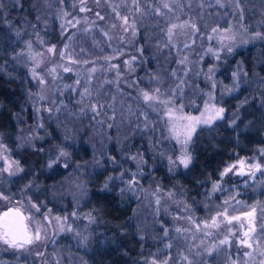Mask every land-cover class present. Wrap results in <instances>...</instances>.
<instances>
[{
    "label": "trees",
    "instance_id": "trees-1",
    "mask_svg": "<svg viewBox=\"0 0 264 264\" xmlns=\"http://www.w3.org/2000/svg\"><path fill=\"white\" fill-rule=\"evenodd\" d=\"M78 1L65 0V4L71 7V16L79 13L78 26L82 29L84 24L79 12L82 3ZM198 1L195 0L196 3ZM222 1L218 3L208 0V3L200 8V21L192 28L193 38L201 36L207 38L204 24L218 22L217 14H222L226 22L219 27L217 34L221 30L227 33L233 32L231 36L234 39L228 42L225 40L224 45L219 48V59L209 55L202 58L200 74L193 82L194 88L190 91L186 89L188 94L185 98L189 104H185L183 108L187 110L186 108H190L191 104H200L206 94H214L217 102L226 107L225 120L217 121L212 127L201 126L194 132L189 144L192 162L187 169L170 164L167 156L171 154V150L167 146L168 132L165 130V123L158 118V115L151 117L146 114V108L152 107H149L148 103L144 104L141 98L142 91L150 89L149 78L156 68L160 67L161 60L163 59V62L166 60L165 56L170 61L166 68L168 72H171L174 66L173 55L168 52V48H165L162 39L157 41L154 37H150L155 32L161 34L159 24L156 27H149L144 21L136 24L139 30L133 33L134 40L132 39L131 49L128 51L135 55L131 72H127L123 64L124 57L126 58L128 53L117 49L122 53L121 58L118 59L119 78L114 80L115 82H108L104 91L99 90L100 93L103 92L102 104L107 112H110L111 107L117 112L121 110L122 105L127 104L128 109H124H127L129 116L134 113L137 119H141V111H144L150 122L152 118L155 119L153 127L150 129L139 125L138 127L135 124L136 119L131 121L130 118L127 123V119L121 116L122 125L119 126L125 127L126 135H129L121 144V148L118 147L117 150L116 145L110 143L105 145L102 153L97 151L94 154L84 143V139L79 137L64 147L70 154L67 159L69 168L62 170L59 166L48 168L42 154L45 149H49L47 154L52 152L58 154L61 149L53 142L55 135H63L60 134L61 124L52 120V114L45 115L44 128L41 132L36 131L33 151L25 148L24 145H18L14 140L18 128L24 123L31 133L29 134H35L32 126V109L27 103L29 89L20 71L13 66L12 56L17 53L21 41L30 40L35 43L39 55L46 56L47 63L39 71L48 76V70L56 63L55 59L62 57V48L72 31L60 35L58 25L54 23L58 0H13L14 8L7 15L3 14L4 10H0V144L5 145L7 151L24 169L20 178L24 181L27 179L34 181L40 191L34 194L32 202L36 206L34 209L32 206V213L45 218L53 213L58 221L66 219L65 214L79 215L72 236L62 235L58 241L52 240L55 237L50 240L63 253L81 257L84 264H145V261L150 264L153 258L161 264L163 262L161 259L164 257L162 240L167 235V231L175 227L174 223L200 224L204 214H208L215 206L222 208L225 195H231V190L238 183L230 178V174L221 181V171L239 159L256 158L264 150V0ZM85 3L89 6L88 9L94 8L95 11L100 9L99 11L104 12L102 16L104 19H99L95 12L85 10V13L93 16L95 22L101 26L116 23V17L110 13L108 0H85ZM221 4L224 7H220ZM80 33L74 35L78 37L76 41H92L89 36L85 37L89 32L80 31ZM97 34L96 32L95 35ZM47 37L57 42L53 52H49L41 43V39L45 40ZM98 37L100 39L92 42L101 49L104 43L103 37ZM210 41L213 42L211 39ZM228 46L232 47V52L227 51ZM234 72L238 74L237 78L233 77ZM234 79H236L235 84L238 85L235 86V90L229 95H221L219 85H231ZM114 84L118 91L114 90L116 87ZM48 89L51 92L50 88ZM67 91H70V88ZM68 95L61 98L65 104L62 108L69 113L71 121L76 118L73 123L79 118L82 121L83 114L78 108L80 103H77V99H81L80 95L70 94L72 99ZM95 98L91 92L89 97L86 96L81 100L97 101L93 100ZM86 116L90 122H96L91 120V113ZM118 116L120 115L116 114L113 119L107 116L108 119L104 120L107 125L102 123L101 135L115 133L117 128L112 123ZM233 119L237 122L235 128L229 127ZM86 121L85 119L84 123ZM84 123L82 121L79 128H70L71 131L68 133L88 135V126L85 127ZM131 143L132 148H129ZM33 152L39 153L38 160L29 164L23 159L22 153L32 155ZM133 155L136 156V160L129 159ZM141 156L144 162H141ZM111 157L114 158V162ZM95 159L100 166L96 168L95 173H91L87 168L94 164ZM79 169L86 170L83 178L88 187L84 201L79 203L73 199L75 196L72 194L65 198L58 196L56 192L61 182L72 179L78 181V178H82L80 174L76 176ZM124 170H128L129 174L137 173L138 184L134 188L129 189L124 183L126 189L121 192L124 184L116 180L109 184L107 190H103V185L109 176H118ZM260 175L264 178V167ZM214 183H220L222 189L220 193L219 190L218 193L212 191ZM255 184L256 179L248 180L245 187L238 189L242 188L243 193L236 194L239 197L253 196ZM147 189L150 191L148 208L143 205L145 202L142 203L145 197L144 191ZM0 204V211L12 206L23 207L17 202ZM83 214L87 215L85 217L87 221L83 219ZM228 236H232V240L228 238L229 243L226 246L218 243L212 253L209 251L204 253L205 250L200 245L201 248L196 249L195 257L188 251L190 256H186L187 259L178 258L180 255L173 243L167 249L164 264H220L222 255L226 253L229 263L225 261V264H238L237 258L241 257L242 246L239 247V243L235 242L234 235ZM220 239L217 232H213L208 238L210 242L216 243ZM50 241L48 247L43 246L41 250L38 249L41 252L39 257H45L49 261L48 251L52 250Z\"/></svg>",
    "mask_w": 264,
    "mask_h": 264
},
{
    "label": "rangeland",
    "instance_id": "rangeland-1",
    "mask_svg": "<svg viewBox=\"0 0 264 264\" xmlns=\"http://www.w3.org/2000/svg\"><path fill=\"white\" fill-rule=\"evenodd\" d=\"M108 1L111 10L110 13L116 17V23H108L105 26H101L99 23L95 22L96 19L93 16L86 14L85 11L81 12V7H84L86 10L89 6L85 3V0L78 1L79 3H82L80 4L79 8L80 16L84 24L82 25V29L78 26V22L80 21L78 15L79 13L71 16V7L69 4H65V0H58V2H56L58 3L56 6L55 3L53 4L55 6L54 23L58 25V31L60 32V35H64L68 31L72 32L67 36L66 43L62 48L61 53L64 55L61 58L55 59L54 62L56 63L50 67V70H48V76L39 71V69L47 63L45 58L46 56L39 55L35 43L31 42L30 40L21 41L20 48L18 49L17 53L12 56L13 66L16 67L18 71H20L23 81L27 86V89H29L27 94V103L31 106L30 109H32V126L35 135H30L31 133L24 123V125L18 128L17 134L14 135V140H16L18 145H24L25 148L31 149L33 151L34 136H37L36 131H42V128H44V120H46L45 115L50 113V115L52 114V120H56V123H59V125L61 124L58 126L60 127V134L63 133V135H55L54 141L52 140L56 146L65 149L64 147H67L69 143L75 141L74 139L81 137V139H84V143L92 149L94 154L97 151L102 153L105 145L114 143L116 145V149L118 150V147L121 148V144L128 138L129 135H126V128L119 126L122 125L121 116L127 119V123L128 119L130 118H132L131 121L136 119L135 124L137 126L139 125L142 128L147 127V129H150L153 127L155 119L152 118V122H150L149 118L146 117V114L150 115L151 117L158 115V118H160V120L165 123V130L168 132V136L166 135V140L168 144L167 146L171 150V154L167 156V159H169V157L175 158L176 156L180 155L182 147L181 144L177 143V140L174 138L175 133L171 131V122L168 121V118L163 115V111L165 110L164 105L158 102L148 103L149 107L152 108H146V114L144 111H141L142 118L137 119V115L134 113L130 114L129 116L126 103L125 106L122 105L121 110H117L118 113L114 112L115 109L112 107L109 108L110 112H107L106 109L103 108L102 104L103 99L101 93L103 92L100 93L99 90L104 91V87L108 82H112L119 78L118 70L120 63L118 59L121 58L120 55L122 54L120 51L128 53L129 49H131L132 39L134 40L133 33L139 30L137 29L136 24L142 21L148 23L147 25L149 27H156L159 24L158 28L161 30V34H159V32H155L154 35L152 34L150 37H154L157 39V41H159L158 39H162V41L165 43V48H168V52L173 55L172 60L174 62V66L171 72H168L166 68L170 61H168L165 56L166 60L164 62L163 59L161 60L160 67H157L156 71L151 74V78H149L150 89L148 91L155 93V90L159 89V99H169L173 101L172 107L173 110L176 111L180 108V105L185 107V104H189L187 98H185V95L188 94L186 89L187 91H190L192 88H194L193 82L200 74V67L203 61L202 58L206 55H209L210 57H216V54L219 53V48L224 45L225 40L228 42V39H225V37L232 35L233 32L227 33V31L221 30L217 34V32L214 33L212 31L214 28L219 29V27L223 26V24L226 22L221 13V15L216 13L218 16V22H209L204 24L206 26L205 30L207 31V38H204V36L199 38L195 37V41L193 38L192 28L200 21V8L204 7L205 3H208V0H199L200 2L198 1L197 3L195 0H138L139 10L133 8V0ZM214 1L217 2V0ZM219 2L223 1L219 0ZM165 3L169 4V9L162 7V5ZM13 8V0H0V10H4L3 14L7 15L8 12ZM113 8H115L116 12H119L120 17H128L127 31H125L126 26L123 24L120 17L116 16ZM156 9H160V14H157ZM99 10L95 11L94 8H90L86 11L91 13L95 12L96 14L99 13L100 16H104V12ZM84 13L85 16L83 15ZM172 25H176V27L172 28L171 34H169V28H171ZM75 31L77 32L75 33ZM80 31H84V33L89 32L85 35V37L87 38V36H89L92 41L100 39L98 36L103 37L102 40L104 43L101 49L100 47L95 46L94 42L90 40H86L85 42L76 41L78 37H74V35L77 36L81 34ZM96 32L98 33V36L95 35ZM105 33L107 35H105ZM210 36L212 37L211 40H213V42L210 41ZM41 43H43V45H45L48 49H54L57 42H53L47 37L45 40L41 39ZM90 48L92 51H90ZM117 49H120V51ZM209 49H211V51H209ZM126 55L127 56L126 58L124 57L123 63L125 65L124 69L127 72H131V66H133L135 62V55L131 54V51ZM47 56L49 58V55ZM65 66L69 67L71 70L64 72L63 68ZM53 69H55V71H52ZM93 69L95 70L93 71ZM33 71H36L39 75L45 78L44 84H41L38 78H33ZM77 81H79V84H77ZM235 83L236 79L232 81L231 85H219L221 89L220 94H224V96L229 95L235 90ZM114 86L116 85L114 84ZM48 88H50L51 92H49ZM69 88L70 91H67ZM85 89H87L86 92ZM114 90L118 91L117 86L114 88ZM143 91L147 90L144 89ZM91 92L96 97L93 100L97 101H86L85 99L81 100L86 96L89 97V93ZM66 94H69V97L70 94H73V96H75V94H77V96L78 94L80 95L81 99H77V103H80L78 108L83 114V119L81 118V120L83 123L85 119L87 120L84 124L85 127L88 126V135H71V133H68L71 131L70 128L72 127L79 128V125L82 123V121H80L79 118L77 122L73 123L76 118L71 121L69 113L65 111V108H62V106L65 104L62 102L63 100L61 98ZM49 95L50 98H48ZM141 98L143 103L147 104L144 102L142 94ZM70 99H72V96ZM212 103H215L217 107L222 106L217 102L214 94H206L200 104H191V106H189L190 108H186L187 110L182 108L181 111H176V115L199 116L200 113L205 110L206 104L210 105ZM53 106H55L54 110H52ZM124 108L127 109L125 110ZM224 108L226 111L225 106ZM90 113L92 114L91 120L96 122H90V120L87 118L86 115H89ZM116 114H119L120 116L115 118L112 123V125L114 124V127L117 128L115 129V133L113 135H101L100 133L102 125L104 123L107 125V122H104V120L107 118V116L110 119H113ZM176 123L177 128L182 131L183 129L181 125L183 122L177 121ZM201 126L204 125H198L196 130ZM129 148H132V143L129 145ZM169 148H167V150ZM48 150L49 149H45L43 150L44 153H42L46 166L49 159L54 158L57 155L55 152H52V154H47ZM65 151L67 150L65 149ZM38 154V152H33L32 155H29V153H22V157L27 163L32 164L34 162L36 163V160H38ZM0 156H7L9 160L16 161V159L12 157V154L7 151L5 145L0 146ZM260 156L261 153L256 158H252L250 160L244 159L246 161L245 175L238 176L229 173L230 178L233 181H237L238 184L231 190V195H225V201L228 203L225 204L224 201V206L222 208L215 206L212 211L208 212V214H204L203 220L200 223L201 227L199 229L196 228V224H199L198 222L191 224L174 223L175 227L169 229L167 231V235L162 240V254L164 257H161L162 259L160 258L163 261L161 264L166 262L167 249L173 243L176 245L175 249L179 252V259H187L186 256H190L188 251L191 252V256L195 257L194 255H196V249L201 248V246L202 249L205 250L204 253H207V251L212 253L214 248H216L217 244L219 243L210 242L208 240L213 232H217L221 239L227 237L229 233H234L235 242L239 243V247L242 246L241 257L237 258L238 264H264V178H262V175H260V171H256L255 168L250 169L248 167L249 164L255 165L258 163L261 165L262 171V167H264V155L261 157ZM65 159L67 160L68 157L62 158L59 165L62 170L69 168L68 162V167H63ZM0 163H2V161H0ZM93 163L94 164L92 166H88L87 168L91 173H95L96 168L100 166L98 160L96 159L93 161ZM177 167L183 168L182 165ZM85 171L82 169L77 171L76 176L80 174L82 177L78 178V181L72 179L61 182L60 187L56 192L57 195L65 198L66 196L72 194L75 196L73 198L74 200L82 203V201H84L85 195L87 194L88 187L86 184L87 182L83 178ZM253 172L255 173L254 175H252ZM20 174L21 172L10 176L5 172H0V187L2 186L0 188V192H3L8 197L6 200L0 199V203L3 202L4 204L7 202V204H9V202H17L18 204L23 205V207L12 206L7 209H20L25 215L26 224L28 225L30 235L34 234L36 230H39L40 240H34L32 244H26L24 248L18 249L10 247L3 242V239H0V264H84V261L81 257H77L72 254L70 255V253H63L54 242L50 241L54 237L55 239L52 240L58 241L59 237L62 235L65 236L70 234L72 236L71 233L73 232V227L78 221L76 218L79 217V215L74 213L65 214L67 215L66 219L63 221H58V218H56L55 214L53 213L48 214L47 218L44 216H39L36 213H32V206V209H34L36 206L32 202L35 197L34 194L39 193L40 191L37 189L34 181L29 179L24 181L23 178H20ZM17 179H19V181ZM254 179H256V184L254 185L255 190L253 192V196L239 197L236 193H243V190L242 188L240 190L238 189L240 187H245L248 180L252 181ZM9 183L15 184L11 186ZM24 183L27 185L25 186ZM123 186V189H126L125 184ZM220 192L221 191L219 190V193ZM215 193L218 192L216 191ZM144 196L145 197L143 198L142 203L145 202L143 205L147 206L148 208L147 201L150 196V191L148 189L144 191ZM225 209H227V215L229 217L240 216L241 220L233 221L231 224H229L226 220H224L223 216H220L217 219V227H204L205 222L210 223L211 217L217 216V213H222ZM253 209H255V212L252 217L243 216V213L252 211ZM4 211L2 209L0 211V215ZM86 216V214H83V219L85 221L88 220L85 218ZM241 225H243V227H241ZM249 229H254V231H249ZM245 231H249V242L253 244L252 248H248L240 243V240L244 238L243 233ZM206 233L210 234L206 235ZM0 236H2V232H0ZM228 238L232 240V236H228ZM49 241L51 243L50 248H52V250L48 251V255H50V261L45 257H39L41 252L38 250H41L43 246L48 247ZM221 252L223 253V251ZM153 260L155 259L153 258ZM220 261V264H225V261L229 263L228 254L226 253L222 255ZM156 264L160 263L156 262Z\"/></svg>",
    "mask_w": 264,
    "mask_h": 264
},
{
    "label": "snow or ice",
    "instance_id": "snow-or-ice-1",
    "mask_svg": "<svg viewBox=\"0 0 264 264\" xmlns=\"http://www.w3.org/2000/svg\"><path fill=\"white\" fill-rule=\"evenodd\" d=\"M217 2L219 3V0H217ZM219 6L223 7L224 5L221 4ZM162 7L165 9L170 8L169 4L167 3L163 4ZM133 8H135L136 10H139L138 0H133ZM80 11L81 12L85 11V8L81 7ZM113 11L115 12L117 17H120L119 12H116L115 8H113ZM156 12L157 14H160V9H156ZM97 16L99 17V19H104V17L100 16L99 13H97ZM120 19L122 20L123 24L126 26L125 31H127L128 17L123 16V17H120ZM133 27H134V24H133ZM175 27L176 25H172L171 28H169V34H171L172 28H175ZM212 31L216 33L218 29L214 28ZM105 35L107 34L105 33ZM211 38L212 37L210 36L209 39ZM225 39L232 40L234 39V37L229 35V36H226ZM232 50H233L232 47L228 46L227 51L232 52ZM48 51L53 52L54 49L49 48ZM209 51H211V49H209ZM63 55L64 54L61 53V56ZM216 58L219 59L218 53L216 54ZM70 62H74V61H70ZM70 70L71 69L66 66L63 68L64 72H68ZM94 70L95 69H93V71ZM52 71H55V69H53ZM209 71H212V69H209ZM233 77L237 78L238 74L234 72ZM33 78H38L41 84L45 83V78L39 75L36 71H33ZM77 84H79V81H77ZM235 86H238V85L234 84V87ZM86 91L87 89H85V92ZM142 96H143L144 102L146 103L158 102L165 106L163 115L166 116L168 118V121L171 122V125H172L171 131L175 133L174 138L177 140V143L181 144V147H182V151L180 155L176 156L175 158L169 157V162L170 164L177 165V166L182 165L183 168L185 169H187L192 162V156L190 152L188 151V144L192 140V135L196 131V127L198 125L212 127L217 121L225 120V117H224L225 108L222 106L217 107L215 103H212L210 105L206 104L205 110L201 112L199 116H185V115H176V111H181L183 108V105H180V108L174 111L172 107L173 101L169 99H163V100L159 99V96H160L159 89H156L155 93H152L150 91H142ZM213 100H214V97H213ZM177 121L183 122L181 125L183 129L182 131L177 128V123H176ZM229 127H233V128L237 127L236 119H233L231 121V124L229 125ZM0 146H3V145L0 144ZM69 155L70 154L67 151L61 148L58 154L54 158L49 159L47 163V167L53 168L54 166H59L62 158H66ZM261 155H264V150H262ZM110 159H113V162H114V158H110ZM129 159L136 160V156L135 155L130 156ZM0 161H2V163H0V172H5L11 176V175H16L24 171V169L20 167L19 161L9 160L7 156H0ZM141 162H144L142 156H141ZM245 166H246V161L244 159H239L237 160L236 163L227 165L220 173V180L223 181V178L229 173H232L238 176L245 175L246 174ZM63 167L65 168L68 167V163L66 159L64 160ZM248 167L250 169L255 168L256 171H261V165L258 163L255 165L249 164ZM254 174L255 173L253 172L252 175ZM136 176H137V173L129 174L128 170L121 171L118 176H109L107 181L103 185V190H107L109 188V184L116 180H120L121 183L127 184L129 189H132L138 184ZM125 177H127V179H125ZM212 188L214 192L217 190H222L220 187V183H214ZM123 191L124 189L122 188L121 192ZM0 199L6 200L8 199V197L3 192H0ZM227 203L228 202L225 201V204ZM254 212H255V209H253L252 211L243 213V216L252 217ZM220 216H223L224 220H226L229 224H231L233 221L241 220L240 216L229 217L227 215V209H225L222 213H217V216L211 217L210 223L205 222L204 227L206 228L207 227H212V228L217 227V219ZM200 227H201L200 224H196L197 229H199ZM241 227H243V225H241ZM249 231H254V229H249ZM249 231H245L243 233L244 238L240 240V243L242 245H245L248 248H252L253 244L249 242ZM0 232H2V236H0V239H3V242L5 244L13 248L22 249L24 248L26 244L27 245L32 244L34 240L36 241L40 240L39 230H36L34 234H31V235L29 234L28 225L24 223V217L20 213L19 209H9L8 211H5L3 212L2 215H0ZM208 234L210 233H206V235ZM229 235H234V233H229ZM228 243H229L228 237H225L224 239H221L219 241L220 245H224ZM145 264H148V262L145 261ZM151 264H156V261L152 260Z\"/></svg>",
    "mask_w": 264,
    "mask_h": 264
},
{
    "label": "water",
    "instance_id": "water-1",
    "mask_svg": "<svg viewBox=\"0 0 264 264\" xmlns=\"http://www.w3.org/2000/svg\"><path fill=\"white\" fill-rule=\"evenodd\" d=\"M10 209H16V208H10ZM9 209H7V210H5V211H8ZM4 211V212H5ZM19 211H20V213L23 215V217H24V223L26 224V219H25V215H24V213L19 209ZM3 214V213H2ZM1 214V215H2ZM27 225V224H26ZM30 234V233H29Z\"/></svg>",
    "mask_w": 264,
    "mask_h": 264
}]
</instances>
